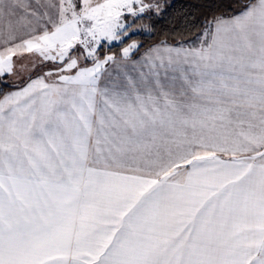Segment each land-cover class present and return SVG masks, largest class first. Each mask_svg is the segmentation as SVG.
Listing matches in <instances>:
<instances>
[{
  "label": "snow or ice",
  "instance_id": "snow-or-ice-1",
  "mask_svg": "<svg viewBox=\"0 0 264 264\" xmlns=\"http://www.w3.org/2000/svg\"><path fill=\"white\" fill-rule=\"evenodd\" d=\"M165 7L0 0V264H264V0L102 86Z\"/></svg>",
  "mask_w": 264,
  "mask_h": 264
},
{
  "label": "trees",
  "instance_id": "trees-1",
  "mask_svg": "<svg viewBox=\"0 0 264 264\" xmlns=\"http://www.w3.org/2000/svg\"><path fill=\"white\" fill-rule=\"evenodd\" d=\"M161 3H164L166 7L160 16L149 14L151 18H148L146 15L145 19L140 21L143 28L129 33L128 37L123 38V42L112 43L104 48L100 52L101 57L105 54L121 57V49L133 41L139 47L131 53L130 57H135L152 44L160 42L178 44L193 41L200 35L201 26L206 18L221 12L228 14L229 8L238 11L243 0H161ZM30 74L33 76L36 72ZM24 80L19 83L8 82L7 86L0 85V95L22 85Z\"/></svg>",
  "mask_w": 264,
  "mask_h": 264
},
{
  "label": "crops",
  "instance_id": "crops-1",
  "mask_svg": "<svg viewBox=\"0 0 264 264\" xmlns=\"http://www.w3.org/2000/svg\"><path fill=\"white\" fill-rule=\"evenodd\" d=\"M159 44H161V42L150 45L144 51H142L140 54L136 55L135 57H130V59L128 61H121V57H117V60L118 61H121V62L119 64L109 63L106 66L107 71L104 74V76L102 77L101 85L103 86L104 83H106V82L107 83H112V82L122 83L123 80H124V74L125 73H127L130 76L137 77L138 74H139V71L141 69L138 68L137 66H135L133 62L134 61H139L141 59V57L148 51V49H150V48H152V47H154L156 45H159ZM166 44L175 46V45H178L179 43L178 44H169V43H166ZM184 44H188V43H184ZM143 70L146 71V69H143ZM36 75L37 74L33 75L32 77L35 78ZM26 81H27V79L24 80V82H26ZM23 83L20 86H23ZM16 90H18V86L17 87H14V88H12L10 90H7L6 92L16 91ZM6 92H4V93H6Z\"/></svg>",
  "mask_w": 264,
  "mask_h": 264
},
{
  "label": "rangeland",
  "instance_id": "rangeland-1",
  "mask_svg": "<svg viewBox=\"0 0 264 264\" xmlns=\"http://www.w3.org/2000/svg\"><path fill=\"white\" fill-rule=\"evenodd\" d=\"M138 21L137 23V28L134 30L135 31H138L141 27L143 28L142 23ZM197 41V38L194 39L193 41H190V42H186V43H195ZM113 43H117V42H113ZM15 59V58H14ZM33 59V57H31L30 55L28 54H25V56L23 57V60L22 61H19L18 63H28L30 64V61ZM36 72V74L39 73V69H37V71H34ZM33 73V72H31ZM29 72L25 71L23 73H20L18 74V76H12V77H7V81L10 82V83H19L20 81L24 80L27 76H28Z\"/></svg>",
  "mask_w": 264,
  "mask_h": 264
}]
</instances>
